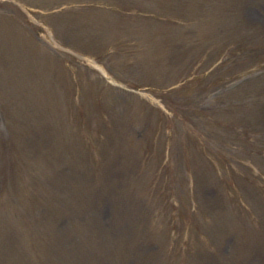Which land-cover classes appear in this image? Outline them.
<instances>
[{
    "label": "rangeland",
    "instance_id": "374dc122",
    "mask_svg": "<svg viewBox=\"0 0 264 264\" xmlns=\"http://www.w3.org/2000/svg\"><path fill=\"white\" fill-rule=\"evenodd\" d=\"M39 1L0 0V264H264V0Z\"/></svg>",
    "mask_w": 264,
    "mask_h": 264
}]
</instances>
